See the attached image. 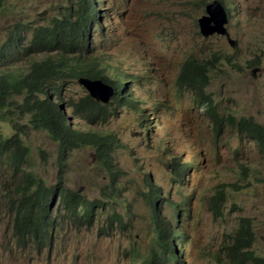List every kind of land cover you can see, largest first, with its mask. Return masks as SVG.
Returning <instances> with one entry per match:
<instances>
[{
    "label": "rangeland",
    "instance_id": "374dc122",
    "mask_svg": "<svg viewBox=\"0 0 264 264\" xmlns=\"http://www.w3.org/2000/svg\"><path fill=\"white\" fill-rule=\"evenodd\" d=\"M209 1L107 0L105 6L103 0H96L101 15L100 22L95 23L100 27L94 24L89 46L96 42L93 48L109 74L123 71L135 88L141 86V91H134L136 103L146 102L145 107L161 118V130L155 123L151 128L141 126L136 110L120 102L111 104L113 116L103 124L87 123L66 108L72 127L112 133L117 140L113 157L122 176H118L117 185L115 182L116 196L107 199L104 193L109 174L93 147L69 150L66 165L59 170L57 142L45 130L29 129L23 135L30 147L26 170L47 185L54 184L60 175L66 186L89 199L102 198L109 208L99 211L91 223L77 222L62 208L52 209L56 221L50 247H23L12 235L11 213L6 205V192L14 188L12 170L1 166L0 264H138L140 257L131 250L145 256L157 247L154 212L142 195L148 175L160 184L162 195L179 203L180 226L189 242L187 254L186 242L183 247V264H227L223 246L231 241L229 235L242 217L250 220L254 232L251 249L264 256V153L250 139L240 136L233 124L236 120L231 118L216 135L215 153L209 152L211 147L205 138L213 133L202 120L207 115L193 104L189 92L180 93L174 86L178 68L188 55L208 58L216 53L220 59L214 64L206 93L218 114L249 116L264 127V0H219L227 9L226 28L235 40L234 47L223 35L200 34L197 19ZM72 2L7 0L6 9L0 11V37L5 26L19 17L33 24L43 23L61 15ZM63 90L65 100L87 93L77 80L68 81ZM26 120L24 117L22 122ZM0 131L10 134L11 121H0ZM166 136L172 143L158 144ZM145 138H150L151 146ZM167 149L170 154L166 157L179 156L182 162L189 157L196 164L181 183L170 181L169 170L153 160V155ZM40 150L46 152L47 159L41 157ZM241 166L247 170L242 172ZM219 184H227L225 200L222 212L214 214L209 196ZM162 210L166 217L175 212L166 205ZM113 213L120 214L123 221L110 223Z\"/></svg>",
    "mask_w": 264,
    "mask_h": 264
},
{
    "label": "trees",
    "instance_id": "16d2710c",
    "mask_svg": "<svg viewBox=\"0 0 264 264\" xmlns=\"http://www.w3.org/2000/svg\"><path fill=\"white\" fill-rule=\"evenodd\" d=\"M6 1L0 0V11L6 7ZM74 1L61 15L53 16L43 23L33 24L19 17L5 26L0 37V121H11L13 129L8 135L0 131V167L5 165L12 170L10 181L14 183V188L6 192V205L11 213V230L15 241L22 243L23 247L28 245L38 250L52 244L56 221L51 214L52 209L62 208L65 214L72 215L77 222L91 223L99 211L109 208V204H105L102 198L82 196L78 190L66 186L60 175L54 184L47 185L44 179L26 170L24 166L29 160L30 147L23 135L32 128L47 131L58 144L59 170L65 167L69 150L93 147L95 155L109 174L110 182L104 196L111 199L116 196L114 181L117 175L112 159L108 156L113 148V138L92 129L82 131L72 127L66 108H70L72 115L87 123H97L111 115L113 102L136 100L132 90H129L131 82L126 74H118L116 70V76L110 77L106 64L93 48L96 42L89 46L88 36L94 24L100 27V23H95L100 22L101 15L96 0ZM103 3L106 6L107 0H103ZM217 59L220 57L216 53L210 54L208 58L188 55L180 64L174 79L175 89L192 93L194 101L204 109L216 131L226 116L218 114L205 91ZM80 76L109 84L114 92L110 104L96 102L87 93L74 100H65L64 86ZM24 117H27L26 122H22ZM244 123L247 134L264 148L262 126L251 120ZM39 153L43 159H47L44 150ZM225 186L219 184L209 197L214 214L222 212ZM54 201L56 203L51 207ZM117 216L113 213L109 222L115 220L116 224L120 223ZM152 222L161 232L158 244L162 253L153 251L143 256L137 251L131 252L139 255V264H170L175 257L173 252L177 253L178 258L179 254L173 251L162 213H155ZM167 227L170 233L169 224ZM164 235L166 240L163 239ZM229 237L231 241L223 246L228 264H264V256L251 249L254 232L248 218L242 217ZM178 238L181 235L178 234Z\"/></svg>",
    "mask_w": 264,
    "mask_h": 264
},
{
    "label": "clouds",
    "instance_id": "9594fccd",
    "mask_svg": "<svg viewBox=\"0 0 264 264\" xmlns=\"http://www.w3.org/2000/svg\"><path fill=\"white\" fill-rule=\"evenodd\" d=\"M217 1H219V0H217ZM209 2H211V1H209ZM209 2H207V3H209ZM220 3L222 4V2H220ZM222 6L224 7V9H225V11L227 13V9L225 8V6L223 4H222ZM204 10H205V6H204ZM227 16H228V13H227ZM198 29H199V27H198ZM106 70H107V67H106ZM109 75H110V77L112 76L111 74H109ZM114 76H116V75H114ZM126 76H127V74H126ZM80 77H84V76H80ZM127 77H128L127 79H129V76H127ZM78 78H77V81H78ZM89 79H91V78H89ZM92 80H98V79H92ZM99 81L102 84L106 85L107 87L111 88L112 94L109 97V100H110L111 96H113V93H114L112 87L109 84H106V83L102 82L101 80H99ZM129 81L131 82V84H129V86H130L129 87V90H132L133 95H134V98L136 100H138L136 98L135 94H134V91L135 90H137L136 92L141 91V86H138V87L135 88L134 81H131L130 79H129ZM126 84H128V83H126ZM209 84H210V80H209ZM180 93H184V92H180ZM87 94H88V92H87ZM189 94L192 96L193 104L198 109H201V110L204 111V109L201 108V107H199L197 105V103L194 101L192 93L189 92ZM209 97H210V95H209ZM150 98H148V99L145 98V100H149ZM109 100L106 103L99 102V101H96V100L95 101L96 102H99L101 104H106L107 105V103L109 102ZM136 100H135V102H133V101H131V102L130 101H127V102L120 101V103H124L129 108H132V109L136 110V113L139 114L140 115V118H141V120L139 122L141 126H145V127L151 128L154 125L153 123H155V127L158 126L159 129L161 130V118L155 112H153L152 110H150V109H148V108L145 107L146 102L143 105H139V104L136 103L137 102ZM142 102H144V100H142ZM157 104H159V102ZM144 111H146V112L144 113ZM150 113H152V116H149ZM234 115L235 114H230V112H228L225 115L226 118L223 120L222 126L217 131L213 127V122H211L207 116H202L203 122H205L207 124L208 132L209 133H213L210 137L206 135V138H205V141H207L210 144V147H211L209 149V152L215 153L214 142L216 141V135H217L218 131H221L223 125L227 121H229L230 118H232L233 120H236V122H234L233 124H235L236 130L240 134V136H245L248 139H250L255 146L259 147V151L262 152V153H264V148L260 147V145L258 144V142L253 137H251V135H248L247 134V132L245 130L246 127H245L244 121L250 122V120H251V121H253V122L261 125L262 126V129H263V132H264L263 125L261 123H259L258 121H256L255 119H253L252 117H249V116H237L238 118H235ZM112 116L113 115L111 114L106 120L101 121V122H98V123L99 124H103V123L107 122V120L109 118H111ZM222 116H224V115H222ZM157 118H158V123L156 125V121H157L156 119ZM226 128H228V127H226ZM95 131H97V130H95ZM98 133L102 134L101 132H98ZM105 134H108L109 136H111V138H113V148H112V151L108 153V156L111 157L112 162H113L114 169H116L115 168V164H114L115 161H114V157H113V151L115 150V145H116L117 140H116L115 136L112 133L106 132V133H103L102 135H105ZM149 140H150V138H145V143L146 144H149ZM169 142H171V140H170V138L168 136H166V137H164V141L163 142L159 141L158 144L169 143ZM149 146H151V144H149ZM173 149H177V148L174 147ZM169 154L170 153H169V150L168 149L167 150H164L163 152H159V154H157V155H153V160L158 161V163H160V165H162L165 169H168L169 170L170 181H174L176 183H181V182L184 181V178L186 177V174L188 173V170L190 168H195L196 167V164L193 163V161L188 157V155H185L184 156V157H188L187 160L185 162H182L179 156H171V157L169 156V158L166 157ZM241 167H242V172L245 171V170H247V167L246 166H241ZM116 171H117V175H116L114 184L116 182V185H117V183L120 181V179H119L118 176L121 175V170H120V168H118V169H116ZM245 174L246 173H244V175ZM224 185H227V184H224ZM218 187H219V185H217V188ZM225 189H224V191H225ZM143 191L144 192H143L142 195H143V198H144V202L146 204L149 203V205L151 206L152 211L154 212V214H152V217L155 216V213H162V215L164 217L165 231L167 232V235H168V237H169V239L171 241V246L173 248V251H177L178 254H179V258H178L177 253L176 252H173V254L175 255V257L172 259V262L170 264H183V262H184L183 261V258H184L183 255L185 254V252L183 250V247L185 246V242H186V248H187L186 254H187L189 252V242H187V237H186L185 230L180 226V220H179V215H178L179 203L178 202H173L172 199L168 195L167 196L162 195L161 194V186H160V184H156V182H152L151 179H150V177H149V175L146 176V181H145V185H144V190ZM213 192H215V191H213ZM165 205H166V207L168 209H170V208L171 209H175V212L168 214L167 217H166L164 215V213H163V210H162V208ZM117 217H118L119 222L121 223L123 221V218L121 217L120 214H118ZM114 224H116V223H114ZM168 224H169L170 233H168V227H167ZM153 232H154V237H155L154 238V245L157 246V247H155L156 248V251H154V252L162 253V250H161V248L159 247V244H158V242H159V237L158 236L160 235L161 232H159V227H155V223H153ZM178 234L181 235V238L180 239L178 238ZM163 239L166 240V235L163 236ZM149 254H147L145 256H148ZM133 255H136V254H133Z\"/></svg>",
    "mask_w": 264,
    "mask_h": 264
},
{
    "label": "water",
    "instance_id": "95a60500",
    "mask_svg": "<svg viewBox=\"0 0 264 264\" xmlns=\"http://www.w3.org/2000/svg\"><path fill=\"white\" fill-rule=\"evenodd\" d=\"M45 14V11L40 13ZM228 22L227 13L222 4L213 0L205 5V13L198 19L199 32L203 37L213 34L223 35L231 47L235 46V40L229 35L226 23ZM255 71V69H254ZM78 82L83 85L88 94L96 101L106 103L112 94L111 88L102 84L99 80H92L87 77H79Z\"/></svg>",
    "mask_w": 264,
    "mask_h": 264
}]
</instances>
